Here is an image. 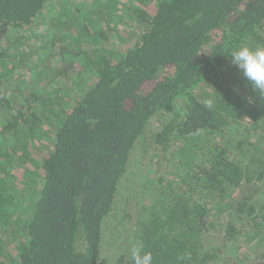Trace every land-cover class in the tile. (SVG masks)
I'll use <instances>...</instances> for the list:
<instances>
[{"label": "trees", "instance_id": "16d2710c", "mask_svg": "<svg viewBox=\"0 0 264 264\" xmlns=\"http://www.w3.org/2000/svg\"><path fill=\"white\" fill-rule=\"evenodd\" d=\"M53 1L0 0V39L12 40L0 52V264H104L118 217L113 232L127 240L114 264H133L137 243L152 264H236L229 248L244 231L258 243L245 264H264V94L230 58L264 46V0H94L87 17L85 5L56 22L43 14ZM118 5L135 34L112 57L109 41L130 38ZM39 22L32 67L53 74L26 92L31 62L8 51ZM71 82L81 91L61 103ZM144 138L187 172L145 179L137 203L130 164Z\"/></svg>", "mask_w": 264, "mask_h": 264}, {"label": "rangeland", "instance_id": "374dc122", "mask_svg": "<svg viewBox=\"0 0 264 264\" xmlns=\"http://www.w3.org/2000/svg\"><path fill=\"white\" fill-rule=\"evenodd\" d=\"M116 1L117 3L119 2L121 3V1L122 3H127V0H116ZM93 2L94 0H54L47 7V10L45 9L43 14L46 16L47 19H50L56 22L58 20L57 19L58 16L62 13L64 9L72 11V10H75L77 7L83 8L85 5H88L89 8H87V11L86 10L81 11L79 14L80 16L87 17V13L92 12V10L90 9L93 6ZM97 4L99 5L100 3L98 2ZM113 7H114V3H113ZM118 8L119 10L121 9V12L117 10L115 14L121 13L123 15V18L125 19L123 20V23H120L121 25H119V27L121 26L120 30L122 31L123 34H127L130 38L126 42H123L121 40H116V39H112L109 41L113 49V53H111L112 57H117L120 51L124 52L125 48L130 45L131 38L134 36L133 34H135L134 33L135 27L132 25V22L131 23L129 22V17H128V15L130 16L128 12L129 5H125V8H123L121 5H118ZM115 20L116 18H114L112 22L113 27L118 26V24L115 23ZM39 24L40 26L38 27L36 34L32 36V38L29 37L30 33H32V30H29L28 33H26L27 34L26 39L28 38L29 39L27 40L28 42L25 44V46H20V47L14 46V47H11L12 49L8 51L10 52L9 54L11 55L10 57H8L9 61L11 60L15 62L18 60L19 61L25 60L24 62L25 65L28 60H29V63L31 62L29 67L28 65H26L25 69L23 70L25 74L22 75V78L24 81L22 82L25 85V87H27L26 92L29 91L30 88L39 90L41 87L40 85H42L45 82V79H47L46 76L51 79L52 74H53L47 71L45 73H42V75H40L41 78H38L37 76L35 77V75H39L40 73L39 72L36 73L35 69L32 67L34 64L37 63L39 53H42V51L44 50L42 49L43 48L42 45H43V40L45 39L46 30L43 27L42 22H39ZM4 42L6 43L5 45H4ZM10 42H12V40H9L8 42H6L5 38H3L0 41V52L2 51L5 52L4 48ZM33 55H36L37 57L36 56L34 57ZM47 64H50V63L47 62ZM30 81L32 82V84L30 83ZM67 88L72 89V91H70V93L63 92L61 94V99H60L61 103L62 102L67 103L69 100L73 99V97L78 95L79 92L81 91V89L77 87V84L72 83V82H71V85H69ZM36 93L38 92L36 91ZM25 94L26 93H18V95H21V96ZM243 127H247V126H243ZM259 128L260 129L258 130L262 129L261 127ZM258 132L259 131H257V133ZM256 135H262V134L260 133L254 134V136ZM49 140L48 139L46 140L47 144H50L51 141ZM147 141L148 139L144 138V140H142L143 143L139 144L137 151L133 156V160L130 164V172L133 174V176L131 177V180H135V183H137L138 180L140 181L138 182L140 184L137 185L136 187V192L138 193L140 192V194H138L139 198L133 200V202H137V203L140 200V197L142 198L143 195L146 194L144 193L145 192L144 189L146 186L145 179L146 180L148 178L153 179V181L155 182L158 179V177H162L166 180L168 184H175L187 172L186 166H182L181 164H179L178 157L176 156V152L169 154L167 155V157L164 158V154L162 155L161 153H158L152 150L148 144L149 142ZM181 145L183 144L176 143L175 146L173 147V151L175 150L177 151V149L179 150L182 147ZM17 178H20V177L17 176ZM260 187H261L260 190L264 196V184L261 185ZM121 202L124 204L122 199H121ZM121 210L124 211L126 210V208L122 207ZM121 213L122 212L120 213L118 212L117 215L122 217L123 213L122 214ZM115 221H119V217L118 219L114 218V219L109 220L108 226L106 228V234L104 235V240L105 241L107 240V244H105V249L102 251V258L105 261L104 264H114L113 256L119 253H123V250L121 249L123 247V244L126 243L125 240H127L125 236L122 238L121 236L119 237L120 234L117 231L113 232V227H116ZM126 225L127 226L130 225L129 220H127V224H125V226ZM244 233L239 237V240L235 241L234 245H232L229 248V251H230L229 255H231L232 257L236 259L235 260L237 261L236 264L238 262L245 264L248 261V256L251 257L257 251V244H258L257 239H255L254 237L251 238V236H248V233H245V234ZM250 233H253V231ZM113 237H116V238H113ZM211 240L215 242L217 245H222L223 243L222 240L219 239L218 236L212 238ZM236 257H238L239 260H237Z\"/></svg>", "mask_w": 264, "mask_h": 264}, {"label": "clouds", "instance_id": "9594fccd", "mask_svg": "<svg viewBox=\"0 0 264 264\" xmlns=\"http://www.w3.org/2000/svg\"><path fill=\"white\" fill-rule=\"evenodd\" d=\"M231 63L235 65L251 87L257 92L264 94V46L255 49L241 46L232 51ZM206 108L214 106V98L203 100ZM133 264H152L151 253L143 251V245L137 243L132 249Z\"/></svg>", "mask_w": 264, "mask_h": 264}]
</instances>
